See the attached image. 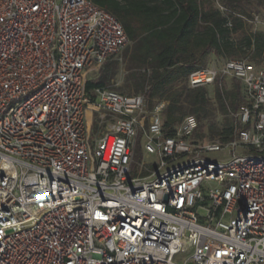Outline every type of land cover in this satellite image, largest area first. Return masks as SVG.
Instances as JSON below:
<instances>
[{"label":"built area","instance_id":"1","mask_svg":"<svg viewBox=\"0 0 264 264\" xmlns=\"http://www.w3.org/2000/svg\"><path fill=\"white\" fill-rule=\"evenodd\" d=\"M128 45L91 0H0V264H264V68L188 76L189 89L234 79L246 101L225 149L194 148L193 116L167 135L163 104L87 95V72Z\"/></svg>","mask_w":264,"mask_h":264},{"label":"trees","instance_id":"2","mask_svg":"<svg viewBox=\"0 0 264 264\" xmlns=\"http://www.w3.org/2000/svg\"><path fill=\"white\" fill-rule=\"evenodd\" d=\"M91 1L120 22L129 40L125 48L128 71L136 81L135 90L143 92L137 95L144 96L148 108L155 97H164L167 102L162 112L165 117L163 130L167 135L179 125L174 114L181 100L197 108L195 119L200 121L206 91L205 88L189 89L187 78L192 72L207 68L210 55L215 56L218 63L246 60L264 68V32L248 33L245 23L238 17H246V3L254 1L264 7V0H221L231 10L228 16L223 15L211 0ZM228 19L231 28L226 25ZM237 34L241 35V39L234 42L232 36ZM232 81L233 92L229 99L233 107L239 109L246 103L243 87L238 81ZM216 83L217 100L225 109L219 88L222 81ZM104 88L108 87L98 81H86V92L92 100L95 90ZM233 136L234 128L231 127L227 132L228 140H232Z\"/></svg>","mask_w":264,"mask_h":264},{"label":"rangeland","instance_id":"3","mask_svg":"<svg viewBox=\"0 0 264 264\" xmlns=\"http://www.w3.org/2000/svg\"><path fill=\"white\" fill-rule=\"evenodd\" d=\"M214 6L220 10L223 15L226 12L231 13L228 6L221 2V0H211ZM246 17L251 19L253 15L258 16L261 23L259 25L246 24L245 29L248 33L253 31L264 32V7L257 4L254 1H250L245 4ZM232 39L234 42H238L241 39V35H233ZM208 67L212 65L218 66V62L215 56H209L207 59ZM128 55L127 49L122 51L119 55L109 58L103 65L91 69L86 74V81L95 80L102 83L104 87H109L120 93L128 95H137L143 93L135 90L136 81L132 78L128 71ZM217 83L205 88L206 91V103L201 107V119L197 121V129L191 138V142L196 147H202L207 143H219L225 149L229 144L227 132L233 127L234 131L238 127L235 121L234 115L237 113V107L234 108L231 100L229 99L230 94L233 92V81L230 79L222 80L220 88L225 101V109L222 108L217 100L216 90ZM163 104V112L167 107L164 97H155L151 100L149 111H151L156 105ZM196 107L181 100L177 104L175 109L174 117L179 120L178 124L187 116H193L197 114ZM164 114H162V122H164ZM234 121V122H233ZM105 126V125H104ZM106 131L105 127H102L100 133ZM211 159H223L227 157V150L219 154L207 155ZM145 161V154L142 149V138L141 135L137 137L136 145L134 148V157L132 168L135 169L139 164ZM147 167V166H145ZM145 170H143L144 172Z\"/></svg>","mask_w":264,"mask_h":264}]
</instances>
